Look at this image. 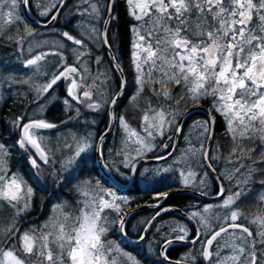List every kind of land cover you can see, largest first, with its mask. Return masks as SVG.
<instances>
[{"label": "snow or ice", "instance_id": "6c2138e0", "mask_svg": "<svg viewBox=\"0 0 264 264\" xmlns=\"http://www.w3.org/2000/svg\"><path fill=\"white\" fill-rule=\"evenodd\" d=\"M126 4L128 15L136 22L130 25L134 34L131 63L136 86L132 100L149 87L156 103L149 99L147 108L142 110L139 132L132 129L123 116L118 117L126 135L119 150H109L111 156L119 158L118 163L109 162L102 150L93 149L90 133L84 136L73 133L72 142L65 140L62 147L66 151L57 157L55 150L48 147L47 138L39 132L59 125L24 114L12 121L20 129L15 143L28 154V163L36 170L37 181L41 178L42 165L48 166V176L54 183L71 184L76 199L57 204V215L49 217L39 228L30 226L21 231L20 217L31 211L33 188L20 173L8 168L9 148L0 143V264H140L109 239V235L116 231L130 243L145 241L156 218L171 210L160 207L169 197V191H160L156 185L165 184L168 176L164 173L173 169L145 168L141 172L137 165L154 147L151 142L156 136L163 137L168 130H174L177 135L182 133L183 118L192 113L188 108L181 110V102L195 110L203 101L210 102L208 118L194 121L191 126L200 130L198 144H192L185 137L189 147L180 161L185 167L178 169L180 184L206 188L211 172L219 188L216 196L223 200L218 205H205L202 212L191 213L189 219L200 224L195 235L190 236L187 226L180 224L163 233L160 255L168 260V247L177 241H187L201 244L198 256L186 257L191 264H197L198 259L206 264H264V190L257 198L259 215L249 218L237 206L251 191L254 177H260L258 182L264 185V0H126ZM65 5L66 0L35 2L38 14L50 17L48 24L57 20ZM31 6V0H0V38L16 45L17 59L24 54L27 42L29 58L22 63L24 68L32 70V75L26 79H16L10 69L0 70V84L9 89L25 85L40 97L64 79L69 81L67 98L63 101L66 110L73 104L91 111L101 110L105 103L117 105L128 85L127 80L122 79L118 89L104 101L107 90L102 89V85L111 79L109 71L99 72L89 84L91 69L85 59L91 57L89 43H99L111 51L114 41L109 39V25L117 19L115 0L106 3L81 0L76 6V15L84 18L80 23L82 33L79 37L68 31L59 33L61 41H54L53 48L47 51L37 50L48 41L28 39L36 35V30L28 27L22 12L31 10ZM21 24H24L22 32ZM12 28L16 34L4 37L3 33ZM64 41L76 46L69 49L75 57L73 64L67 63L61 50L65 48ZM49 56L60 57V62L50 79L40 83L39 78L48 75L43 62ZM110 59L111 71L122 72L117 56ZM94 63L99 66L101 58L95 57ZM176 88L181 91L174 95ZM94 95L100 98L93 99ZM75 112V117L69 116L62 123L78 119L80 108L76 107ZM215 114L223 118L233 145L223 158L232 166L226 176L223 172L216 175L215 162L221 157L211 155L203 143V139H213ZM112 119L117 117L113 114ZM104 139V135L99 137L101 142ZM129 142L136 145L135 155L128 151ZM172 154L169 152L156 159L167 160ZM198 154L201 157L198 166L207 169L202 175L186 163ZM90 162L107 169L103 184L99 179L76 178L75 174L83 173ZM74 179L77 182L73 184ZM225 179L231 187L225 188ZM141 183L154 189L158 202L151 206L159 210L144 221L145 227L132 240L127 230V216L131 213L125 210L129 199L117 196L116 192L120 186L139 187ZM166 186L172 187L171 184ZM200 194L209 193L201 191ZM5 205L11 209L7 216L2 214ZM213 208L225 210L223 216L217 213L214 217L219 224L217 228H213L206 215ZM241 219L246 222L239 223ZM157 231L160 233L159 229Z\"/></svg>", "mask_w": 264, "mask_h": 264}, {"label": "trees", "instance_id": "16d2710c", "mask_svg": "<svg viewBox=\"0 0 264 264\" xmlns=\"http://www.w3.org/2000/svg\"><path fill=\"white\" fill-rule=\"evenodd\" d=\"M36 0H31V10H28L29 14L33 19H35L39 23L46 24V21L50 19V17H42L38 14L39 9L35 7ZM55 2V0H53ZM81 0H68L66 7L58 16L57 20L52 25V28L49 29H39L26 20L28 27L31 29L36 30V35H39L43 32H50L53 31L57 38H61L59 33L64 31L70 32L74 36H78L76 32L77 26L81 23L84 19L83 17L76 15V6L80 3ZM107 0H102V3H106ZM114 14L116 15L117 19L113 20L112 23L109 25V39L110 41H114L112 45L111 52L113 55H116L120 65L122 66L123 71L121 72L124 80H127L128 85L119 99L117 105L114 106V115L117 119L114 120V139H113V149L112 150H119L122 145V140L125 138L124 130L120 129L118 126V117L123 116L127 124L137 131L141 128V117L143 115L144 109L148 106V101L151 99L152 103H156V98L151 95V91L149 87L145 88L143 94L138 96L135 101L132 100V97L136 93V86L133 83L134 80V72L131 63V51H132V41L134 39V34L130 30V25L136 23L131 16L128 15V7L126 5V0H115L114 6ZM106 15V13H105ZM21 32L23 30L24 24L20 26ZM15 28L10 29L9 31L3 33V36L6 37L7 35H15ZM65 48L61 49L64 52L65 57H67V63L73 64L72 59H75L74 55L72 54L69 49L74 48L75 46L72 45L70 42L64 41ZM99 47V46H98ZM93 47V45L89 44V48L91 50V55L93 56V51H97L96 55H103L107 57V54L103 50H100ZM100 51V52H99ZM25 57L21 56L20 59L16 57V45L8 42L4 38H0V68L2 70L10 69L12 70V74L15 76L16 79H23L27 76V73H24L21 70L22 61ZM120 84L119 78L114 71V86L115 91L118 89ZM114 91V92H115ZM4 92H5V100L0 105V143L6 144L9 148V157H8V168L11 171L20 173L24 180L27 182L28 186L33 188V197H32V208L31 211L28 212L25 219L20 220L21 231L27 229L30 226H35L39 228L43 225L46 221H48V217L50 216L49 211L53 210V208L58 204V197L55 196L54 198H50L47 200L45 196L40 192L43 187L50 186V190L52 192H59V195L63 197V201L72 202L76 199V193L72 191L71 184H60L59 182L54 183L53 179L48 176L47 167L42 166L43 171L40 173V180L37 181L36 178V170H32L27 164H24L22 161L18 159H14L11 154L15 152L14 145H15V138H19V128L15 127L12 124V121L19 115H26L22 106H25L26 98H27V89L25 85L14 86L11 89L4 85ZM177 90L174 89L173 94L176 95ZM25 104V105H24ZM184 103H181L180 107L181 110L185 109L187 106H183ZM59 106L56 104L53 108H50L48 112L45 114L44 118L49 119L51 122H58L59 117H61V113L58 111ZM75 114V113H74ZM70 116H74L71 114ZM186 120L183 124V131L180 134L177 142V148L175 154L168 159L167 161L161 162L166 163L169 162L177 153L183 152L187 147L185 141L186 133H187V122ZM215 131L218 132V128L216 125ZM174 130H168L163 137L156 136L154 140H152V144L154 147L151 151L146 152L144 155L145 160L147 159H156L157 156L160 155H167L172 148L173 139H174ZM169 137L171 139H169ZM216 138H214L213 143L210 147V154L213 156H217V148L220 146L216 142ZM128 146V151L133 149ZM168 145L169 147L162 151L164 146ZM233 147L232 144H226L224 146L225 154H228L230 149ZM103 154H105V144H103ZM109 162L115 160L117 163L119 162V158L113 156H107ZM197 157V156H196ZM194 158L192 161L189 160L191 167L194 171H196L199 175H202L204 171H207L205 168H200L198 165L201 162V157L198 154L199 158ZM219 159L216 160L215 166L217 168V175L219 174ZM159 164V163H156ZM155 165V164H153ZM145 166V165H144ZM139 170H143L142 166H138ZM25 172V175L23 173ZM76 178L78 180H84L86 178H94L101 180L103 184L102 176L99 175L98 169L95 166L89 163L88 168L84 170L83 173H76ZM164 175L168 176V180L165 184L156 185L160 191H172V190H179L178 181L174 179L176 178V174L174 173H164ZM77 179H74L72 183H76ZM209 185L212 186V190L208 191L205 190L206 188L200 187L198 184L193 185V187L189 188V190L195 191L200 193L201 191H207L209 194L206 195L207 197H214L218 192V184L213 179V177L209 173ZM171 184L172 187L169 189L166 185ZM116 194L121 197H127L129 199V204L126 206V211L132 207L140 206V205H154L157 204V199L155 197L154 189L151 187H147L143 183L139 185V187H133L132 185L126 192H119L117 191ZM119 203V201H117ZM220 202H204L199 198L191 196L189 194H175L171 196L164 208L169 209H179L189 216L193 211H200L202 212V208L206 204L217 205ZM260 205L254 200H244V204L241 208L244 214H246L249 218L254 217L255 215H259ZM159 210V209H158ZM158 210H147L133 214L128 219L127 230L130 234L132 240H135L136 234L134 233L135 229L138 228L139 230L144 223V221L151 219L152 216ZM216 212H211V217H215ZM196 221V220H195ZM246 221L243 220L241 223H245ZM198 224V222L196 221ZM155 226L149 229L148 235L146 240L142 242L141 245L137 247H129L124 245L122 242L118 240V236L116 231H113L109 235V239L113 240L115 243L119 244L121 250L124 251L126 254H129L134 257L135 260L139 261L140 264H164L159 255L160 245L163 243L162 234L165 232H169L171 227L176 226L177 224L187 226L190 231V236L195 235L196 231L194 227L181 218L176 214H165L160 217L157 221L153 223ZM213 228H217L215 224H212ZM145 227V225H144ZM200 227V226H199ZM253 227V226H252ZM160 230L158 233L157 230ZM207 231V230H206ZM201 248V244L191 245V246H182V245H175L169 247L167 249V255L169 257L168 261L171 262H181L191 264L190 261L186 260V257L189 255H197L199 254L198 250ZM197 264H206L205 261L202 259L197 260Z\"/></svg>", "mask_w": 264, "mask_h": 264}, {"label": "flooded vegetation", "instance_id": "af4514ba", "mask_svg": "<svg viewBox=\"0 0 264 264\" xmlns=\"http://www.w3.org/2000/svg\"><path fill=\"white\" fill-rule=\"evenodd\" d=\"M41 24H44V23H41ZM102 26H103V24H102ZM50 28H52V26ZM89 44L93 45V47H95V48L98 47V43H89ZM98 49L104 51V49H103L101 44H99ZM93 53H94V55L93 56L91 55L90 58L89 57H85V59H87L89 61V67L91 69L90 78L88 80V83L90 84L92 82V78H94L99 72H103L105 70H108L109 71V76L111 77V79L108 81V83L102 85V89H106L107 90L105 92L104 97H103V100L106 101L108 99V97L115 91L114 71H111L112 64L110 63L108 57H104L103 55H96L98 53L97 51H93ZM95 57H100L101 60H102V63L99 66L94 63ZM51 60H52L51 58H48L47 61L50 62ZM44 65H48V66L50 65V69L47 70L48 72H50V71H52L54 64L50 62V63H44ZM23 69L24 68H22V70ZM28 74L29 73H27V75ZM25 78H23V79H25ZM68 84H69L68 80L61 79L60 81L57 82L56 85L53 86V89H51L49 91V93L44 94L43 100L42 101L40 100L41 104L43 102H46V105H45L46 108L44 109L43 115L41 117H39V118L46 119L49 122H51L49 119L44 118L45 114L48 112V110L50 108H53L54 105L57 104L59 106L58 111L61 113V117H59L58 122H53V123L59 125V127L58 128H54V129H48V130H40V132H39L40 135H42V136L47 138L48 147L55 150V155L57 157H59L61 155L62 151H66L62 147L64 141L67 140L69 143L72 142L71 141V135L72 134H69L67 136V134L65 133L66 130H69V131H71L72 133H74V134H76L78 136H84V135H87V134L90 133L91 134V138L90 139H92V142L94 144L93 149H96L97 141H98V139H99V137L101 135L106 133L107 127H108V122H109V115H108L109 105L106 104V103L104 104V106L99 111H91V110L87 109L86 107H84L82 105H75V104H73V107L71 109H69V110L67 109L66 110L67 106L63 103V101L67 98L66 90H67ZM176 90H177V93H179L181 91L179 88H176ZM31 94H32L31 91L28 90L27 91V98H26V101H25L26 105L24 104L25 106L21 107L22 109L25 110L26 114L31 112L32 109L34 107H36V105H37L36 104L37 102L36 103L33 102ZM99 98L100 97H98L96 95H94V97H93V99H99ZM181 103H183V102H181ZM209 106H210V102L209 101H203L199 107H202V108H205V109L208 110ZM76 107L80 108V113L81 114H80L79 118L78 119H73V120L69 121L66 124L62 123V121H67L68 117L71 114L74 115L73 117L76 116V112H75V108ZM187 107H188V109L192 108L190 105L187 106ZM215 115H216V123H215V127H214V134H213V139L211 140V144L213 143L214 138L217 137L216 138V142L220 146L219 147V153H217V155L219 157H221L219 159V163H218L219 164V168H220L219 174L221 172H223L224 175L226 176V175L231 173L232 166L228 165L226 160L223 159V158L228 156V154H225L224 146L226 144H232V142H231V140H230V138L228 136V133L226 131L225 122H224L223 118L220 117L218 114H215ZM207 118L208 117L206 115H204V114H202L200 112H194L186 119V120H188L186 122L187 123L186 128H187L188 131H187V133L185 135H186V137H188L191 140L192 144H198L199 139H200V137H199V131L200 130L199 129H194V128L191 127L193 122L194 121H198V120H205ZM184 122H183V124H184ZM183 124H182V128H183ZM216 125H217V128H218V132L215 131ZM114 126H113L112 131L109 133V135L107 137H105L104 141L101 142V145H100V150L103 151L102 147H103V144H105V154H106V156H111L109 154V150L113 149ZM19 135H20V129H19ZM174 136H175V134H174ZM179 136H178V138H179ZM17 140H18V138H15V142ZM207 142H208V139H203V143H204L205 147H206ZM185 143L188 144L187 141H185ZM210 147H211V145H210ZM14 149H15V152L13 154H11V156H13L14 159H18V160L22 161L24 164H27V166H29L28 154L25 153L24 150L20 149L19 146L16 143L14 145ZM31 169L34 170L33 168H31ZM98 173L101 176L99 170H98ZM23 175H25V172L23 173ZM241 179H243V177H241ZM253 179H254V182L251 184V191L248 193V195L246 197L242 198L240 201L237 202V206H238L240 211H241V208H242V206L244 204V200L253 199L257 203L258 196L260 195L261 191L264 190V185H260L259 182H258L260 177H254ZM209 183L210 182L208 180V186L206 187L205 190H208V191L212 190V186L210 187ZM224 184H225V188L231 187V185L228 183V181L226 179L224 180ZM218 191H219V188H218ZM40 192L45 196V198L47 200L57 196L58 197L57 203L60 204V202H63V197L61 195H59V192H52L50 190V186L43 187ZM222 200H223V197L221 198V200H219L217 202L221 203ZM257 205H259V204L257 203ZM243 220L244 219H241L238 222L241 223V222H243ZM254 227L255 226L253 225V228Z\"/></svg>", "mask_w": 264, "mask_h": 264}, {"label": "water", "instance_id": "95a60500", "mask_svg": "<svg viewBox=\"0 0 264 264\" xmlns=\"http://www.w3.org/2000/svg\"><path fill=\"white\" fill-rule=\"evenodd\" d=\"M67 1L66 0V4H67ZM66 7V5L61 9V11L59 12L58 16L61 14V12L64 10V8ZM22 15L24 16V20H26L28 23H30L31 25L35 26V27H38L39 29H49L55 21H53L52 23L48 24H41V23H38L35 19H33L31 17V15L29 14L28 11H24L22 12ZM107 15V13H106ZM103 29V26L101 28V30ZM103 49L105 51V53L107 54V57L110 61V63L112 64V61H111V57L113 56L112 52L108 50L107 47L103 46ZM118 78H119V81H121L122 79L124 80V77L122 75L121 72H116ZM125 91V90H124ZM124 93V92H123ZM122 97V96H121ZM120 97V98H121ZM189 111H191V113H194V112H200L204 115H206V112H207V109L205 108H202V107H198V108H195V110H192V108H189L188 109ZM114 114V106H111L109 105V109H108V115H109V122H108V127H107V131L106 133H104L103 135L105 137H107L109 135V133L112 131L113 129V126H114V120L112 119V115ZM190 116V115H189ZM184 117L183 118V122L189 117ZM207 116V115H206ZM177 142H178V135L175 133V136H174V141H173V144H172V148H171V151L173 154L171 156H168L167 160L170 159L176 152V148H177ZM100 145H101V141L98 139L97 141V144H96V149H99L100 150ZM210 145H211V140H208L207 144H206V148H210ZM167 160H158V159H142L139 161L138 166H143V165H153V164H156V163H161V162H164V161H167ZM100 174L102 177H105L106 175H108V172H107V169H102L100 167L99 164H96ZM207 170V169H206ZM211 174V176L213 177V174L211 172H209ZM214 179V178H213ZM215 180V179H214ZM216 181V180H215ZM217 183V181H216ZM131 185H128V186H120L119 187V192H126L129 188H130ZM169 197L166 199V200H163L161 203H160V207H164L167 200L175 195V194H189L191 196H194L196 198H199L201 199L202 201L204 202H217L219 200H221L222 197H207V196H203L201 195L200 193L198 192H195V191H192V190H187V189H179V190H172V191H169ZM147 210H158V208H155V207H152L151 205H140V206H136V207H132L130 209L127 210V212L131 213V215H128L127 216V220L135 213H138V212H142V211H147ZM176 214L178 216H180L181 218H183L184 220H186L187 222H189L195 229L197 228H200L198 226V224L196 223L195 220H192V219H189V215L186 214L185 212L179 210V209H171L170 211H167V212H164L162 213L161 216L157 217L155 221H157L160 217H162L163 215L165 214ZM154 221V222H155ZM153 222V223H154ZM148 235V234H147ZM117 236H118V239L119 241H121L124 245L126 246H129V247H137L139 246L140 244H142L143 241H140V242H133V243H130L129 242V239H126L124 236H121L119 234V232H117ZM147 237V236H146ZM175 245H182V246H191L193 244H191L190 242H187V241H184V242H181V241H177V242H174L173 244H171L169 247H172V246H175ZM168 247V248H169ZM160 251H161V248H160ZM160 251H159V255H160ZM160 259L161 261L164 263V264H187V263H181V262H171V261H168V260H164V258L160 255Z\"/></svg>", "mask_w": 264, "mask_h": 264}, {"label": "rangeland", "instance_id": "374dc122", "mask_svg": "<svg viewBox=\"0 0 264 264\" xmlns=\"http://www.w3.org/2000/svg\"><path fill=\"white\" fill-rule=\"evenodd\" d=\"M99 27H100V28L102 27V23L99 25ZM76 32H77L78 36H80V34L82 33V29H81V27H80V24H79V26H77V28H76ZM28 39L31 40V41H33V42H35V41H41V42H43V41H48V44L44 45L43 48L38 49L37 51H47V50H49L50 48H53V42H54V41L57 42V43H59V42L61 41V38H60V39L57 38L53 31H50V32H43V33H40V34L37 35V36H33V37L28 38ZM70 43H71V42H70ZM71 44H72V43H71ZM72 45H73V44H72ZM98 46H99V43H98ZM75 47H76V46H75ZM32 54L34 55L35 52H33ZM22 56L25 57L24 59L29 58V53L27 52V42L25 43V51H24V54H23ZM48 58H51V59H52L50 62L54 64V65H53V69H52V71L48 72L47 70L50 69V65H49V66H48V65H44V69L46 70V72H48V75H47V76H41V77L39 78V82H40V83H44V82H46L48 79H50L51 74L55 71L56 65L60 62V57H58V56H49V57H47V60H48ZM47 60L44 61L43 63H50V62H48ZM71 61H73V63H75V59H72ZM22 68H24V67H23V63H22V66H21V70H22ZM25 69H26V70H25ZM0 70H2V69L0 68ZM22 71H23L24 73H26V72L29 73V74L27 75V77H29V76L32 75V70H31L30 68H24ZM27 77H26V78H27ZM26 78H25V79H26ZM26 89H27V91H28V90L31 91V90L29 89L28 86H26ZM31 93H32L31 95H32L33 102H34V98H35V103L37 102V103H36L37 105H36V107H34V108L32 109L31 112H29L28 114H26V116L31 117V118H39V117H41V116L43 115V113H44V109L46 108V107H45L46 102H43L42 104L40 103V100H41V101L43 100V96H44V95H43V96H40V97H36V94H35L34 91H31ZM177 94H178V93H176V95H177ZM4 100H5L4 84H0V105H1V103H2ZM183 106H189V105H185V104H184ZM186 108H188V107H186ZM68 110H69V109H68ZM118 126H119L120 129L124 130L123 127H122L121 124H120V121H118ZM136 131H137V130H136ZM139 131H141V128H139ZM139 131H138V132H139ZM124 132H125V131H124ZM65 133L67 134V136H68L69 134H73V133H72L71 131H69V130H66ZM125 134H126V133H125ZM178 136H179V135H178ZM173 141H174V139H173ZM90 143H91L92 146L94 147V144H93V142H92V139H90ZM130 143H131V142H130ZM186 145H187V147L185 148V150H183V152H181V153H177V155H175V156H174L169 162H166V163H159V164H155V165H145V166L143 165V166H142L143 170H144L145 168H148V169H160V168H169V167H171L173 170H172V171H169V173H174V174H176V175H175L176 178L174 177V179L178 181V187H179V189H187V190H189V188H191V187H193V186H191V187H184V186H182V185L180 184V177H179V171H178V169H180V168H184V167H185V163H181L180 161L182 160V158H183V156H184V153L187 151V149H188V147H189V144H186ZM130 146H131L133 149L136 147V145H133V144H130ZM133 149H131L130 152H132V154L135 155ZM164 150H165V148L162 149V151H164ZM196 158H199L198 155H197ZM190 161H192L191 158H190ZM186 163H189V160H187ZM143 170H141V172H142ZM186 170H187V169H186ZM167 173H168V172H167ZM116 195H117V194H116ZM117 196H118V195H117ZM119 197H121V196H119ZM250 200H253V199H250ZM63 202H64V201H63ZM63 202H60V204L63 203ZM0 203H2V202H0ZM219 204H220V203H219ZM206 205H211V204H206ZM217 205H218V204H217ZM213 206H214V205H213ZM201 211H203V208H202ZM213 211H215L216 214L219 213L221 216H223L225 210L220 209V208H213L208 214H206V215L209 217L211 224H215L216 227H219V224H218L217 221L214 219V217H213V218L211 217V212H213ZM241 211H242V210H241ZM242 212H243V211H242ZM10 213H11V209H9V208L7 207V205H5L2 214L5 215V216H7V215H9ZM26 214H27V213H26ZM26 214H25L24 216L20 217V220L25 219V217L27 216ZM49 214H50V216L52 215V217H54V216L57 215V211L55 210V207L53 208V210H50V211H49ZM113 215H114V213H113ZM48 218H49V217H48ZM251 218H252V217H251ZM48 220H49V219H48ZM144 225H145V224L143 223L140 229L144 228ZM198 225L200 226L199 223H198ZM134 229H135V231H134L135 234H137V232L140 230V229L137 230L138 228H134ZM116 234H117V232H116ZM123 252H124V251H123ZM124 253H125V252H124Z\"/></svg>", "mask_w": 264, "mask_h": 264}]
</instances>
